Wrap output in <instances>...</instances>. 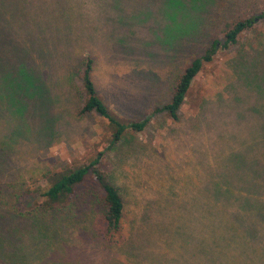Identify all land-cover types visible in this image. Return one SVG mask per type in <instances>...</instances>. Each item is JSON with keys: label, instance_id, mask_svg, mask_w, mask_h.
I'll use <instances>...</instances> for the list:
<instances>
[{"label": "rangeland", "instance_id": "rangeland-1", "mask_svg": "<svg viewBox=\"0 0 264 264\" xmlns=\"http://www.w3.org/2000/svg\"><path fill=\"white\" fill-rule=\"evenodd\" d=\"M263 9L264 0H0V146H9L0 157L3 180H26L34 190L46 184L38 172L75 168L104 152L100 167L122 189L130 220L123 246L104 238L94 209L86 223L40 222L48 231L39 220L23 222V241L7 236V248L18 246V264H134L127 254L134 244L150 246L144 264L218 263L199 240H213L201 236L200 220L211 217L199 215V206H212L217 174L242 154L249 174L263 168L264 188V117L253 112L264 99L255 79L264 72V19L204 63L179 120L157 113L114 143L107 118L77 114L81 74L92 57L104 101L124 122L143 120L171 100L194 56L215 38L225 41L228 22ZM39 201L24 195L20 208ZM237 247L243 259L229 264H264V248ZM6 253L0 264H9Z\"/></svg>", "mask_w": 264, "mask_h": 264}, {"label": "trees", "instance_id": "trees-1", "mask_svg": "<svg viewBox=\"0 0 264 264\" xmlns=\"http://www.w3.org/2000/svg\"><path fill=\"white\" fill-rule=\"evenodd\" d=\"M262 19H264V9L257 14L228 22L224 29L225 41L222 43L220 39L215 38L205 49L204 54L194 56L191 63L176 79L171 100L162 106H156L151 115L139 121L124 122L104 101L92 77L94 59L88 56L81 74L85 97L83 106L77 114L81 116L89 112H97L107 118L111 130L115 128L114 131L112 130L110 140L113 143V138L115 142L120 141L128 131H142L152 116L157 113L164 112L170 119L179 120V111L185 102L193 80L202 70L204 63L213 60L221 48L237 43L244 32L252 29ZM255 79L261 93V87H264L262 85L264 84V72L257 74ZM261 107H254V115L260 113L264 117V99ZM262 124L261 128L258 127L261 130L260 141L264 139V122ZM127 128L128 131H125ZM5 148L0 146V157L5 156L9 146H5ZM103 153L99 152L95 158L75 168L46 169L38 172L36 175L38 180L40 182L44 180L46 184L39 183L34 190L27 186L26 180L6 182L0 173V252L5 251L6 253L7 249L13 250L11 254L6 253L7 263L18 264L17 257L20 255H18L19 249L15 242L12 247L7 248V244H11L10 240L13 241L7 236L16 234L19 235L18 242L23 241L22 234L26 232L23 222L30 220H39V224L45 221L48 224L61 221L76 225L86 223L87 220L94 221V219L88 218L91 213L89 210L94 209L98 213L96 221L100 223L99 227L107 241L123 246V243L129 240L130 220L126 216V201L122 189L100 167ZM247 165L242 154L233 155L228 168L223 172L219 171L220 174L218 173L219 175L217 174L215 178L212 206H199V215L206 214L211 217L201 218L200 221L205 223L206 228L202 230L200 226L201 236L207 238L209 233L212 234L211 238L213 239L211 242L199 239L207 242V246H202L201 251L212 253L218 263L222 260L224 264H229V259L233 257L239 262L243 257L240 256L237 247L240 243L243 245L241 252L244 251L246 245L257 249L258 252H261L258 248H264V188L262 181L258 179L263 168L260 169L257 176L254 172L249 174L246 171ZM2 170L5 172L3 168ZM95 185L100 190L96 189ZM27 194L35 195L40 199L39 203L30 210L20 208V203L24 195ZM237 201L242 203L241 207L234 206ZM239 221H245L247 226L242 227ZM40 228L43 231L49 230L46 224H40ZM157 230L162 232L160 228ZM59 231L55 230L56 233ZM145 245L147 244H134L127 253L128 258L130 255L136 257L134 264L146 263V258L142 257L141 253L151 251L149 250L150 246ZM211 248L218 250L210 252L208 249ZM235 249L238 253L233 252ZM218 251H222V253H216ZM260 257L262 259L260 261L264 263V249Z\"/></svg>", "mask_w": 264, "mask_h": 264}]
</instances>
